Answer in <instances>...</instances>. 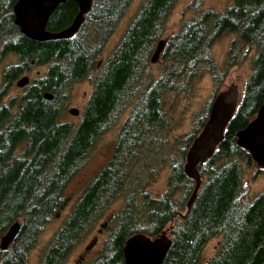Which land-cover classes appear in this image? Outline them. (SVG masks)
I'll list each match as a JSON object with an SVG mask.
<instances>
[{
	"label": "trees",
	"instance_id": "trees-1",
	"mask_svg": "<svg viewBox=\"0 0 264 264\" xmlns=\"http://www.w3.org/2000/svg\"><path fill=\"white\" fill-rule=\"evenodd\" d=\"M16 1L0 0L5 51L30 61L32 68L48 69L25 89L17 113L12 107L19 97L0 106V241L10 225L21 221L10 248L0 249V264H26L46 226L67 206L65 190L75 173L99 138L118 126L111 158L87 183L40 264H65L76 245L118 202L108 224L109 237L89 264H125L128 238L160 235L171 223L173 241L163 264H264V192L251 203L246 201L243 179L254 162L236 143V133L264 104V0H233L223 12L204 9L202 0H192L189 8L197 15L169 40L164 55L171 64L156 79L150 74V56L179 0H144L100 67L99 56L134 0H94L74 37L46 42L19 33L13 22ZM78 11V5L67 0L55 10L47 29L57 32L68 27ZM237 30L241 43L233 40L227 61L218 66L210 45ZM253 36L260 42L253 73L222 142L198 166L203 185L187 211L195 181L184 172L185 155L207 121L228 71L255 42ZM198 71L211 73L216 95L196 114L190 134L184 137L182 158L170 162L167 189L155 197L147 188L158 177L161 167L156 168L154 160L167 144L165 96L177 88L178 78L184 74L193 78ZM86 80L93 82V90L80 122L63 121L65 97L73 84ZM47 92L54 95L52 100L45 98ZM213 239H219L216 253L205 259L204 250Z\"/></svg>",
	"mask_w": 264,
	"mask_h": 264
},
{
	"label": "rangeland",
	"instance_id": "rangeland-1",
	"mask_svg": "<svg viewBox=\"0 0 264 264\" xmlns=\"http://www.w3.org/2000/svg\"><path fill=\"white\" fill-rule=\"evenodd\" d=\"M143 2L144 0L133 1L128 13L125 15L117 30L108 41L104 51L99 56L98 67L102 65V63L121 41L128 26ZM191 2L192 0H179L177 2L173 13L168 19L166 32L161 38L166 40L167 44L173 36L180 32L181 25L183 23L189 21L192 17L197 15L195 10L189 8ZM202 3L204 9L223 12L227 7L233 4V0H202ZM233 40L239 41L237 34L226 33L219 36L210 45V51L214 62L218 66H223L227 61L228 51ZM155 48L156 44L154 46V50ZM247 49L249 51L242 61L228 71L221 89V91H223L231 86H237L241 99L245 91L246 82L252 73V59L255 54V50L250 48ZM153 53L150 56L149 69L151 77L156 79L165 71L167 67L170 66L171 61L166 59L163 54L158 62L152 63L151 57ZM47 69L48 66L46 65L34 66L30 74L31 80L43 77L46 74ZM177 84V88L169 90L164 99V110L166 112V120L169 126L167 135L164 134L167 136V144L163 151L159 154L160 156L154 160L156 168L161 167L158 177L147 188L148 191L155 197H160L167 189V181L171 172L170 162L171 160L182 158L181 151L185 148L184 137L190 134L196 114L206 107L216 95L213 77L211 73L207 71H198L193 78H189L187 74H184L183 77L177 79ZM17 89L19 92L15 90L14 95L25 90L20 88ZM92 90L93 82L89 80L73 84L68 96L65 97L66 99L63 101L61 119L65 122H73L75 125H78ZM7 103L8 101L4 104ZM70 108H77L79 110V115L74 116L70 114ZM127 114L128 113L126 112L123 120L127 117ZM118 129L119 126L113 127L99 138L86 163L75 173L65 190V194L69 200L67 206L63 210L59 211L46 226L43 233L39 237L38 242L29 252L26 264L41 263L50 241L62 227L64 221L70 214L74 203L84 192L87 183L102 170L111 158ZM258 169L257 165L254 163L252 167L247 169L243 179V186L244 183H247V186H244V192L248 203L254 201L262 192H264V169L260 172H258ZM119 206V202L112 206L106 216H104L97 223L94 230L76 245L65 264H78L79 262H81L80 264H89L90 261L94 259V257L102 249L106 239L109 237L110 229L108 228V224L114 213L118 210ZM105 222H107V226L105 228H101V224ZM172 226L173 224L171 223L167 228H171ZM167 235L172 238L171 230H169ZM94 238H97L96 244L88 252V254L85 253L86 247ZM218 243L219 239H213L209 242L203 253L205 259L215 255ZM81 256H84L85 258L83 257L84 259H81Z\"/></svg>",
	"mask_w": 264,
	"mask_h": 264
},
{
	"label": "water",
	"instance_id": "water-1",
	"mask_svg": "<svg viewBox=\"0 0 264 264\" xmlns=\"http://www.w3.org/2000/svg\"><path fill=\"white\" fill-rule=\"evenodd\" d=\"M79 8L72 23L57 32L47 29L48 22L55 10L67 0H17L13 7L15 25L22 35L37 41L46 42L74 37L85 22V16L91 11L94 0H72ZM166 40L161 39L154 50L151 62L160 60L166 48ZM29 84V78L24 77L17 82L18 87ZM47 100H52L51 93H45ZM241 102L237 86H231L219 92L214 98L209 117L198 135L193 139L186 153L184 165L185 174L195 181V187L187 202V211L192 208L203 185V179L198 166L212 157L222 142L227 126L237 112ZM69 113L78 116L77 108H70ZM236 143L245 149L259 169H264V104L259 108L247 126L236 133ZM247 186V183H244ZM107 222L101 224L105 228ZM171 228H166L160 235L148 236L135 234L128 238L124 247L125 264H163L172 245V238L167 235ZM21 230V221L14 222L0 241V249L6 251ZM101 231V230H100ZM99 231V232H100ZM94 238L86 247L88 253L96 244ZM82 259V257H81Z\"/></svg>",
	"mask_w": 264,
	"mask_h": 264
},
{
	"label": "flooded vegetation",
	"instance_id": "flooded-vegetation-1",
	"mask_svg": "<svg viewBox=\"0 0 264 264\" xmlns=\"http://www.w3.org/2000/svg\"><path fill=\"white\" fill-rule=\"evenodd\" d=\"M13 7H14V5H13ZM13 15H14V13H13ZM14 19H15V16L13 18V22H14ZM14 24H15V22H14ZM261 24H262V22L259 21L258 25L260 26ZM19 33L21 34L20 29H19ZM235 33L237 34V37L239 40L238 42L241 43L242 33L239 30H237ZM251 39L255 42L252 44H248L247 48L255 50V54L253 56V58H254L257 55V52L259 50V43L260 42L257 41L255 36L251 37ZM3 41H4V39L0 40V106H4L5 105L4 103L7 101H8L7 104H9V102H11L12 100H15L19 97L17 100H15L14 106L12 107V112L17 113L21 107L20 99H21V97L25 91L23 89L28 88L35 78L33 80H31V77H30L31 70H32L30 61H27V60L22 61V59H20L21 56H18L15 53H10V52L5 51L6 45H5V42H3ZM167 45L168 44L166 43V47H167ZM9 47H10V45H8V48ZM164 52H165V50H164ZM164 52H163V54H164ZM252 61H253V59H252ZM252 73H253V68H252ZM24 77L29 78V84L23 88L18 87L17 82ZM17 88H20L23 91L14 95L15 90H17V92H19V90ZM87 254H85V255H87ZM80 263L81 262H79L78 264H80Z\"/></svg>",
	"mask_w": 264,
	"mask_h": 264
},
{
	"label": "bare ground",
	"instance_id": "bare-ground-1",
	"mask_svg": "<svg viewBox=\"0 0 264 264\" xmlns=\"http://www.w3.org/2000/svg\"><path fill=\"white\" fill-rule=\"evenodd\" d=\"M21 59V58H20ZM185 157H186V155H185ZM186 208H187V205H186Z\"/></svg>",
	"mask_w": 264,
	"mask_h": 264
}]
</instances>
